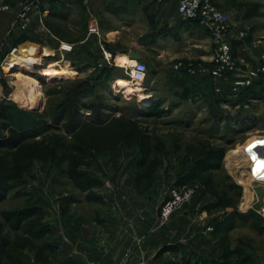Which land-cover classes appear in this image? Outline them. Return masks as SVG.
<instances>
[{
    "label": "rangeland",
    "instance_id": "rangeland-1",
    "mask_svg": "<svg viewBox=\"0 0 264 264\" xmlns=\"http://www.w3.org/2000/svg\"><path fill=\"white\" fill-rule=\"evenodd\" d=\"M138 2L81 0L64 23L41 22L38 9L27 28L16 19L2 31L0 110L12 119L0 114V137L4 123L37 132L0 148V264H200L205 253L208 264H264V84L235 91L232 75L189 74L212 64L214 40L182 38L179 52L144 53L152 100L126 94L115 78L128 74L104 43L113 30L119 47L138 41L116 28ZM212 2L229 16L240 74L264 65V0ZM57 33L79 42L65 77ZM16 50L30 57L25 69L11 64ZM175 189L190 198L164 219Z\"/></svg>",
    "mask_w": 264,
    "mask_h": 264
},
{
    "label": "crops",
    "instance_id": "crops-1",
    "mask_svg": "<svg viewBox=\"0 0 264 264\" xmlns=\"http://www.w3.org/2000/svg\"><path fill=\"white\" fill-rule=\"evenodd\" d=\"M126 1L129 2L130 0H126ZM138 1L139 2L137 3V6L135 8H127L126 10L122 11L120 18L118 19L120 23L119 25L116 26V28L119 27L127 28L128 31L129 30L138 31L139 32V33L137 32L138 41L134 44L127 45V47L125 46L119 47V45L116 43L117 40L116 38L118 37L116 35H112L113 31L116 30L110 32V35L108 36V41L105 40L104 54L106 55V58L111 57L110 62L112 65L118 66L120 68H124L125 66L118 64L117 62L118 58H120V56L121 57L123 56L124 61L131 60L130 57L131 52H136L139 55H141L142 61H144V53L150 50L157 52L159 58H163L164 54L167 52L168 49H172L175 52H179V49L176 46L181 42L182 38H190L201 46H205V42L208 41L209 38L212 39L211 33L207 29L201 27L197 22L183 20L180 18L177 11V3L175 0H168L165 2H159L158 0H138ZM80 2L81 0H43L42 3L43 13H41L40 20L41 22L46 21L47 24H49V21L52 18L56 19L57 21H61L63 23L67 22L70 16L69 13L70 14L73 13L72 11L73 8H75V6ZM21 3L22 0H0V5L8 4L11 7L10 10L0 13V36L3 34L2 31L6 29L9 24L13 25V23H15ZM36 17L37 16H35L34 20L36 19ZM94 23L98 25L100 31L99 23L97 21H95ZM109 27H110L109 30L113 28L112 25H109ZM54 37L56 40L54 42L56 45L54 50H58V46L61 42L74 44L76 47L78 45L77 43H79V42H75L74 40L70 41L66 38L65 35L63 36L60 35L59 33H57ZM1 45L3 48H5L4 43H1ZM43 47H44L43 48L44 53H45V49L48 50V52L53 51V49H50L48 45ZM44 53H40V55ZM66 56L65 58L64 56H61L62 58L57 62L58 65H60V63L62 64V66L60 65V67H58L59 72H61L64 69V67L67 68L70 67L67 66L68 64H65L66 62L67 63L69 62L70 65L72 64V62L68 60ZM206 60L208 61L210 59H206ZM59 72L58 74H60ZM61 77H65V76L61 75ZM118 77L120 76H117L115 79H117ZM192 81L193 84L191 83ZM153 82L155 84L157 83L155 80H153ZM189 82L193 86L196 85V87L203 90V85L200 84L201 82L197 83L194 82V80L192 79H190ZM154 83L152 84V86L145 87L147 88L146 90L148 91V93L151 92V90H156V85ZM204 89L207 90L206 88ZM149 97L150 99L148 101L152 100L153 95H149ZM172 98L173 100H176L178 99V96L173 95ZM172 98L169 99L172 101ZM207 256H209L208 253L201 255L200 264H208L209 257ZM220 256L223 259V255ZM217 260H219V257L217 258Z\"/></svg>",
    "mask_w": 264,
    "mask_h": 264
},
{
    "label": "built area",
    "instance_id": "built-area-1",
    "mask_svg": "<svg viewBox=\"0 0 264 264\" xmlns=\"http://www.w3.org/2000/svg\"><path fill=\"white\" fill-rule=\"evenodd\" d=\"M165 2L168 0H158ZM177 11L181 19L195 21L201 27L207 29L214 40V54L211 65H189L185 69L189 74L209 75L215 80L225 79L227 76H234V90L250 87L255 81L260 80L264 84V65L251 68L246 74H240L238 70L232 44L228 38L230 34V20L227 13L219 9L212 0H175ZM43 0H22L18 12L17 20L21 28L25 29L31 22V13L42 9ZM9 5L0 6V13L10 10ZM93 33L99 34V28L92 29ZM75 48L74 44L61 42L58 50L65 54L71 53ZM108 58V57H107ZM183 68L182 64L176 65V69ZM128 78L133 86H140L146 81L148 76V66L142 60L137 61L133 66L124 67ZM239 74V75H238ZM6 75L4 63L0 62V86H2ZM238 75V76H237ZM220 91L219 88H217ZM258 155L264 158V149L258 151ZM264 183V180L256 179ZM190 198L189 191L175 189L173 195L162 207L161 215L167 219L171 212L184 204ZM260 214L264 216V197L261 199Z\"/></svg>",
    "mask_w": 264,
    "mask_h": 264
},
{
    "label": "trees",
    "instance_id": "trees-1",
    "mask_svg": "<svg viewBox=\"0 0 264 264\" xmlns=\"http://www.w3.org/2000/svg\"><path fill=\"white\" fill-rule=\"evenodd\" d=\"M232 48H233V45H232ZM77 50L78 49L75 46L74 50L71 53H68L69 55L66 56L67 59L70 60L73 65L76 64V62H77L76 60H78L77 58L72 57L73 55L76 56L78 54V52H80L79 50L78 51ZM82 51H86L85 46L82 47ZM233 53H234V49H233ZM188 76H189L188 77L189 80L191 78H195V76H191V75H188ZM207 78L208 77H205L204 80H206ZM210 78L212 79V77H210ZM255 82H254V84L252 86L245 87V88H242V89H244L245 91H248V92L251 91L252 93H255V90L257 89V88H255V86H256V83H258L259 81L256 82V83ZM0 114H1L2 117L6 118L8 120L12 119V117H10V115H8V113L6 112L5 108H3V110H0ZM3 128L9 129V133H10L8 136L0 137V148H6V149H16V148H18L26 140H28L30 137L34 136L35 133L37 132L36 128H33L31 130L29 129L27 131L25 129H18L16 127H11L7 123H4ZM237 216L243 221L249 220V218H248V216L246 214L239 213Z\"/></svg>",
    "mask_w": 264,
    "mask_h": 264
},
{
    "label": "bare ground",
    "instance_id": "bare-ground-1",
    "mask_svg": "<svg viewBox=\"0 0 264 264\" xmlns=\"http://www.w3.org/2000/svg\"><path fill=\"white\" fill-rule=\"evenodd\" d=\"M118 58V57H117ZM11 64H13L14 66L17 65L18 67H20L21 69H25L26 66H27V60L30 59L29 56H24V55H21V54H18L17 51H14L12 54H11ZM118 64L119 65H123V66H133L135 63H136V60H128V61H124V57L120 56V58H118ZM6 66L8 67L7 65V62H6ZM35 64L32 65V67H34ZM61 75H65L66 73H69L66 69H64L63 71L59 72ZM117 85L123 89V91L128 94V95H137L138 96V99L139 101H142V102H147L150 97L149 95H147L146 93V89L141 85V86H133L131 84V81L129 80V78H126V77H119L117 79ZM36 96V94H35ZM261 149H264V147L260 148ZM260 158H263L260 156Z\"/></svg>",
    "mask_w": 264,
    "mask_h": 264
},
{
    "label": "water",
    "instance_id": "water-1",
    "mask_svg": "<svg viewBox=\"0 0 264 264\" xmlns=\"http://www.w3.org/2000/svg\"><path fill=\"white\" fill-rule=\"evenodd\" d=\"M130 57L131 59L133 60H137V61H140L142 59L141 55H139L138 53L136 52H131L130 53Z\"/></svg>",
    "mask_w": 264,
    "mask_h": 264
}]
</instances>
